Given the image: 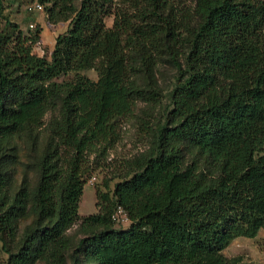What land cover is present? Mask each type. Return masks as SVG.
Here are the masks:
<instances>
[{"label":"trees","instance_id":"1","mask_svg":"<svg viewBox=\"0 0 264 264\" xmlns=\"http://www.w3.org/2000/svg\"><path fill=\"white\" fill-rule=\"evenodd\" d=\"M38 1L49 23L69 21L50 55L34 51L42 24L24 32L0 0V140L39 130L51 109L61 116L49 125L34 188L7 199L0 170L4 243L20 215L36 216L7 264H240L223 250L264 228V0ZM164 59L178 71L171 122L151 155L131 161L132 173L96 188L98 211L81 215L89 153L117 141L118 119L138 100L161 96L139 79ZM90 69L97 80L82 73ZM182 143L208 167L186 163ZM118 210L129 227L116 226ZM74 224L84 231L76 245L66 235Z\"/></svg>","mask_w":264,"mask_h":264},{"label":"rangeland","instance_id":"2","mask_svg":"<svg viewBox=\"0 0 264 264\" xmlns=\"http://www.w3.org/2000/svg\"><path fill=\"white\" fill-rule=\"evenodd\" d=\"M36 0H3L4 14L19 22L24 32H29V24H41L37 16L32 12H27L26 4ZM80 0H76L79 3ZM178 4L191 5L194 0H173ZM44 20L43 38L41 43L34 47V51L40 55H50L46 44L56 41L58 34L66 31L69 21H61L56 24L49 23L46 12H42ZM43 20V18H42ZM114 15L106 17L107 25H112ZM93 80L98 79V73L94 69L83 71ZM178 71L169 60H161L155 68L152 78L144 79L140 77L143 84L151 83L161 91V96L156 100H138L134 111L117 121L118 138L117 141L107 150L99 149L89 153L92 170L87 176L84 193L79 205V213L87 215L98 211L96 206V188L105 187L109 183L114 184L130 173H132L131 161L140 155H151L156 150V137L158 130L166 123L171 122L169 111L172 107V91L176 85ZM58 109H51L45 116L44 126L39 130L31 131L28 134L16 135L11 138L0 140V170L6 171L10 178V186L7 190V199L16 193L23 184L29 188H34L40 177V170L37 166L47 143L51 138L50 123L60 118ZM180 152L186 163L195 160L201 168L208 167L206 157L196 148L188 143H182ZM9 202V200H7ZM18 234L15 238L6 236V242L0 237V264H7L10 251H16L22 243L24 233L35 225L36 216L32 210L18 217ZM131 224L130 219L123 212L116 213V226L127 228ZM66 235L72 245H76L78 240L84 236L78 224H74L66 231ZM225 256L231 258L240 256V264H264V228L260 230L255 238L239 237L235 239L227 248L223 250ZM33 264H71L70 259L64 262H56L51 258L36 260Z\"/></svg>","mask_w":264,"mask_h":264},{"label":"built area","instance_id":"3","mask_svg":"<svg viewBox=\"0 0 264 264\" xmlns=\"http://www.w3.org/2000/svg\"><path fill=\"white\" fill-rule=\"evenodd\" d=\"M26 10L27 12L37 13V12H44L45 11V5L42 4L40 1L36 0L33 2H30L26 4ZM36 26L35 23L31 22L29 24L30 29L34 28Z\"/></svg>","mask_w":264,"mask_h":264},{"label":"crops","instance_id":"4","mask_svg":"<svg viewBox=\"0 0 264 264\" xmlns=\"http://www.w3.org/2000/svg\"><path fill=\"white\" fill-rule=\"evenodd\" d=\"M34 15H36L38 18V20H40L41 22L43 21V23H41L42 24V26H43V31H44V25H45V23L47 24V22H46V19L44 20V15H42V13L41 12H37V13H35ZM42 18H43V20H42ZM43 31H42V34H41V36L43 35ZM42 38H43V36H42ZM56 42V41H55ZM55 42H51V43H44V44H46L47 45V47H48V49H49V51H51L53 48H54V45H55Z\"/></svg>","mask_w":264,"mask_h":264}]
</instances>
